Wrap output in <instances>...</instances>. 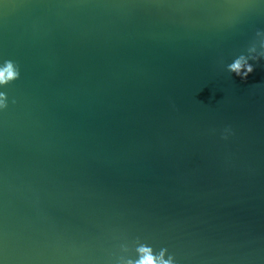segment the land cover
<instances>
[{"label":"water","instance_id":"95a60500","mask_svg":"<svg viewBox=\"0 0 264 264\" xmlns=\"http://www.w3.org/2000/svg\"><path fill=\"white\" fill-rule=\"evenodd\" d=\"M7 60L0 264H264V0H0Z\"/></svg>","mask_w":264,"mask_h":264},{"label":"clouds","instance_id":"9594fccd","mask_svg":"<svg viewBox=\"0 0 264 264\" xmlns=\"http://www.w3.org/2000/svg\"><path fill=\"white\" fill-rule=\"evenodd\" d=\"M230 70L235 72L237 75H242L244 79L254 71V68L251 64H247L244 58L237 59L230 66ZM246 67V71L242 72V69ZM20 78V70L18 65L11 60H7L0 66V85H7L11 82L16 81ZM7 99L6 94H2ZM0 107L6 109L8 104L5 102H0ZM142 253V257L137 264H170L169 261H164L162 256L160 259H157L153 254L150 248H141L139 250Z\"/></svg>","mask_w":264,"mask_h":264}]
</instances>
